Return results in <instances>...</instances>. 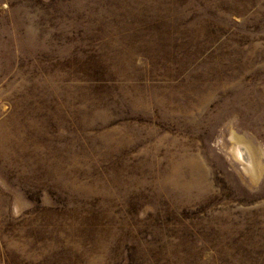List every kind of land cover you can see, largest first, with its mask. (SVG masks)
Segmentation results:
<instances>
[{"label": "rangeland", "instance_id": "obj_1", "mask_svg": "<svg viewBox=\"0 0 264 264\" xmlns=\"http://www.w3.org/2000/svg\"><path fill=\"white\" fill-rule=\"evenodd\" d=\"M0 264H264V0H0Z\"/></svg>", "mask_w": 264, "mask_h": 264}]
</instances>
